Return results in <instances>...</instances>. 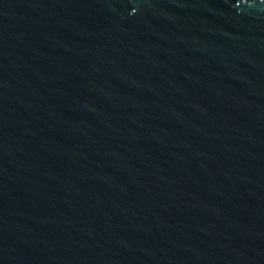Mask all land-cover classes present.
<instances>
[{"label":"water","instance_id":"1","mask_svg":"<svg viewBox=\"0 0 264 264\" xmlns=\"http://www.w3.org/2000/svg\"><path fill=\"white\" fill-rule=\"evenodd\" d=\"M0 264H264V0H0Z\"/></svg>","mask_w":264,"mask_h":264}]
</instances>
